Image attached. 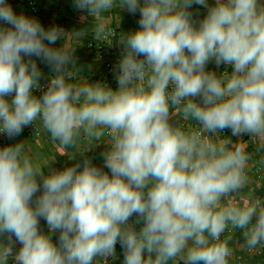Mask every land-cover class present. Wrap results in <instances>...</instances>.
I'll list each match as a JSON object with an SVG mask.
<instances>
[{
    "label": "clouds",
    "instance_id": "obj_1",
    "mask_svg": "<svg viewBox=\"0 0 264 264\" xmlns=\"http://www.w3.org/2000/svg\"><path fill=\"white\" fill-rule=\"evenodd\" d=\"M194 4L207 9L198 22ZM73 6L93 18L114 8L139 13L137 30L120 36L117 87L80 82L75 48L53 46L66 40L64 29L45 28L0 0V133L14 139L39 122L65 149L107 136L102 155L111 175L87 157L46 174L21 141L0 147V237L7 239L0 264L13 257L15 242V264H103L116 257L117 243L123 264H229L230 237L222 236L230 228L241 230L249 249L264 245V201L231 200L249 183L251 154L240 141L264 148V2ZM93 31L101 37L104 25ZM33 57L51 70L44 88ZM213 61L232 71L207 70ZM225 130L231 135L218 139Z\"/></svg>",
    "mask_w": 264,
    "mask_h": 264
},
{
    "label": "crops",
    "instance_id": "obj_2",
    "mask_svg": "<svg viewBox=\"0 0 264 264\" xmlns=\"http://www.w3.org/2000/svg\"><path fill=\"white\" fill-rule=\"evenodd\" d=\"M33 1V4L31 3ZM215 0H208L209 6L214 4ZM264 2V0H262ZM17 14H23L28 17L37 19L45 28L58 26L64 29L68 34L66 40L57 41L54 47H60L63 43L69 49L75 48L76 66L80 69L78 80L80 82L89 81L95 83L102 81L115 89L117 87L116 80L113 75L108 76L105 69L107 59H114L117 62L123 51L119 43L121 34L137 30L139 27V13L132 15L126 10L114 8L102 18H93L87 13L76 10L73 6V0H7ZM190 11L193 14L194 20H201L206 16L207 9L193 5ZM97 23L104 25L103 35L109 32H114L110 37L108 51L104 56H99L94 50L88 47V43L97 40L94 36V27ZM0 26H6L0 24ZM37 66L44 74L40 82L48 80L52 75L50 68L42 63L39 59L33 57ZM207 70L215 71L217 74L224 71H232L230 66L220 65L218 68L215 62H210L206 66ZM39 82V83H40ZM12 97H6L9 101ZM199 102V101H198ZM185 126H195V122H184ZM38 132L28 136L26 133L21 134L17 139L13 140L12 144L22 142L25 145L26 154H28L39 166L44 167L47 174L49 168L52 170L62 171L66 167L73 166L76 163H81L85 157L91 162L100 167L103 171H110L104 167V157L102 153L106 150V145L109 143V138L105 136L102 141L97 144L95 141L82 140L79 149H65L58 143L53 142L50 134L37 122ZM231 133L225 130L217 138H225ZM235 137H232L235 143ZM242 143L247 146V151L251 154V159L247 168L249 183L244 191L239 196L231 198L235 204L247 203L250 200L264 201V148H259L258 143L252 142L248 137H243ZM84 153L83 155H80ZM49 166V167H48ZM40 193H37L39 195ZM35 200V198H34ZM34 206V202H33ZM133 221L135 217L132 218ZM40 230L49 234V229L46 221L41 218L39 221ZM53 243L58 244L59 232L51 234ZM229 239V245L232 248L233 255L229 259V264H264V245H259L254 249H249L244 242L242 232L239 229H229L222 236V239ZM14 239V238H13ZM0 241L7 243L6 237H0ZM21 245L15 242L13 247V257L9 258L8 264H15L14 255L19 251ZM116 261L123 264V251L121 247L116 253ZM176 264H182V261H177Z\"/></svg>",
    "mask_w": 264,
    "mask_h": 264
},
{
    "label": "built area",
    "instance_id": "obj_3",
    "mask_svg": "<svg viewBox=\"0 0 264 264\" xmlns=\"http://www.w3.org/2000/svg\"><path fill=\"white\" fill-rule=\"evenodd\" d=\"M31 3L33 4V1ZM195 21H197V20H195ZM113 34H114V32H109L107 35L104 34L101 37H99L97 40L90 41L88 43V47L90 49L94 50L99 56H104L106 54V52L108 51L107 49H108V45L110 42V37ZM116 63H117V61L112 59V58L106 60L105 69H106V73L108 76L113 75L112 69ZM47 83H48V80L40 82L42 88L46 87ZM34 95L40 96V95H42V91L34 90ZM36 132H38L37 123L34 126L24 128L22 134L26 133L28 136H31V135L35 134ZM18 137L19 136L15 137L14 139H17ZM14 139H9L6 137L5 134L0 133V147H4V146H7L9 144H12ZM119 248H120V245H119V243H117L116 253H117ZM103 264H119V263L116 261V258H109V260L106 262H103Z\"/></svg>",
    "mask_w": 264,
    "mask_h": 264
}]
</instances>
